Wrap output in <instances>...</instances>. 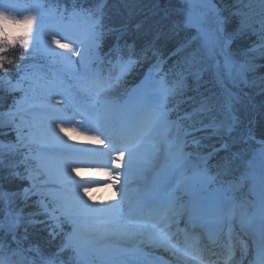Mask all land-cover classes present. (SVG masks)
I'll return each instance as SVG.
<instances>
[{
	"label": "snow or ice",
	"instance_id": "1",
	"mask_svg": "<svg viewBox=\"0 0 264 264\" xmlns=\"http://www.w3.org/2000/svg\"><path fill=\"white\" fill-rule=\"evenodd\" d=\"M205 3L210 7L194 15L193 0H185L187 7L179 14L164 0H148L147 3L145 0H90L87 7L74 2L71 9L61 8L58 0L55 4L52 0H34L32 3L29 0H0V20L26 25L15 34L0 26V85L5 86V91L23 92L25 97L28 91H34L28 62L37 54L51 61L67 59L73 65L79 62L84 67L80 80L98 85L95 92L87 87L74 92L71 107L63 109V119L59 115L61 105H69L63 97L54 104H32L26 112L18 111L19 100H14L9 107L8 113H17V116L4 126L15 130L16 141L0 144V170H7L6 176L0 174V181L26 184L15 192L0 187V205H3L0 208V215H3L0 220V264H94V258L99 255L98 230L84 231L83 222L101 209H114L108 202L99 207L91 203L93 186L99 189L104 182L110 183L117 188L112 199L118 202L126 197L124 189L130 183L127 180L129 170L136 167L142 172L153 160L162 158L168 173H177L185 168L192 155L186 151V137L192 132L211 129L215 136L222 129L224 135L231 136L237 128L241 129L243 142H257L260 147L250 171L238 180L228 182L229 188L222 189V202L219 206L213 205V209L221 218L234 217L239 211L244 235L254 244L258 238L259 258L252 264H264V64L257 63L264 60V0H258L259 12L251 4L245 11L234 5L228 9L217 8L214 0H205ZM75 17L87 21L84 30L66 27ZM185 30H194V33L169 48L173 38ZM246 37L251 43L239 53L233 51L232 44ZM17 49H22L23 54L13 76L9 66L13 65L14 58L10 54ZM73 56L76 61L71 60ZM140 61H147L150 66L133 92L151 83L155 102L146 107L122 109L120 118L102 114L101 105L110 91ZM105 62L119 72L113 74L110 70L105 76L102 71ZM165 65H168L167 71ZM208 67L216 69L217 82L227 79L236 89L226 94L221 105L226 120L219 124L215 121L205 124L203 119L212 111L209 98L201 92V74ZM25 82H28L27 89ZM181 104H188L190 111L172 120L171 114ZM41 113L48 116V127L37 126ZM129 116L131 119L127 118ZM89 118L95 120V126L89 124ZM184 121L189 123L185 125ZM38 135L48 142L49 151L62 158L61 171L55 178L47 170L36 171L33 167L35 156L31 146ZM257 135L261 137L259 141H256ZM78 140L90 141L99 147H77ZM148 142L152 143V151L145 154L144 145ZM229 149L228 141L222 140L219 147L213 146L206 157H201L205 167L197 166L192 175L182 177L184 190L191 197L189 205L178 204L175 197L164 199L155 191L145 193L141 199L147 211L137 213L136 230L114 235L126 240L147 236L151 247L175 258L172 264L182 261L190 264L187 259L189 232L187 227L179 228L180 219L185 214L190 216L193 211L207 210L202 200L207 184L230 173L236 154L222 157L216 165L215 175L210 174L207 162L220 152L228 153ZM109 153L112 154V168L95 166L87 169L102 180L81 183L73 178L80 171L75 164ZM5 160L8 161L6 164ZM247 182H251L248 194L237 199L234 193ZM53 184L58 186L53 189L50 187ZM228 192L233 195L229 196ZM32 196L39 197L35 201V210L24 216L23 209L17 210L14 202L19 198L27 204ZM20 227L24 228L22 237ZM209 239L233 260L235 245L231 229L223 245L219 244V236H209ZM191 249L200 250L198 244L191 245ZM246 250L247 244L242 251ZM66 254H69V260L64 259ZM102 264L144 262L140 252L128 253L125 249L108 256Z\"/></svg>",
	"mask_w": 264,
	"mask_h": 264
},
{
	"label": "rangeland",
	"instance_id": "2",
	"mask_svg": "<svg viewBox=\"0 0 264 264\" xmlns=\"http://www.w3.org/2000/svg\"><path fill=\"white\" fill-rule=\"evenodd\" d=\"M243 1L244 2L241 4V6H238L239 8L247 11L248 5L251 4L253 6V9L256 12H259L258 0H243ZM181 3H182L181 9L183 10L185 7H187V5L185 4V1L183 0L181 1ZM208 7L210 6H208L203 0L199 1L196 4H193V9L199 12L207 9ZM66 27L69 28L70 30L82 31L87 27V21L81 19L80 17H75L66 25ZM17 51H19V55L16 58H14L15 67L17 64L20 63L19 57L23 54L22 49H17ZM76 60L72 59V61H76ZM28 63L30 65L28 71L31 74L30 80L33 81L34 91H28L26 97L23 92L17 91L13 93L15 94L14 100L20 101L18 105V111L20 112H26L27 109L32 104L47 105L48 103L46 101H50L51 97H54L55 100L61 99L63 97L64 99L69 101V105H61V108L62 109H64L65 107L70 108L71 107V96L79 88L87 87L91 91L95 92L96 88L98 87V85L95 86L92 83L85 84L84 82L80 80V74L84 71V67L79 62L73 65L67 59L61 60V61H51L47 57L37 54L35 58L29 61ZM110 66L111 65H107L108 72L110 70L114 71L113 74H117L119 72V69H112ZM212 70H213L216 83L221 87L225 95L227 94L229 90L236 91L231 81L227 79H225L222 83L217 82L216 69L212 67ZM102 71L105 72L104 70ZM12 72H13V76H15V69H13ZM44 77H47L48 79ZM158 78L159 77L157 76V79ZM13 83H15V79H13ZM0 87L5 88L4 85H0ZM24 87L26 89L28 88V82H25ZM134 89H137V87L130 85L125 80V76H124L120 80L119 84L110 91L107 100L101 105V113L104 115H107L108 117L115 116L118 113V108H119V107L117 108V105H119L124 99L130 98L136 92V91L133 92ZM143 96H145L143 98L144 99L143 101L145 104L151 105L155 102L154 97H153V85L152 84L145 85L141 89V96L139 98ZM139 101L140 99H137V102ZM135 104L136 103H132L130 107L134 108ZM16 116H17V113H8V110L4 112H0V127L5 128L6 132L8 130H14L13 128L7 127L4 125L7 124L8 121L12 120ZM28 118L31 119V116L29 115ZM172 120H176V119H172ZM45 124H49L48 116L41 113V115L37 119V126L41 127L42 125H45ZM43 142L48 143L45 139L41 141L39 138L36 137V143H33L31 146L33 150V154L35 156V159L32 162L33 167L34 169H37L39 171L41 169L47 170L51 174V176L55 178L61 171L62 161H57V163H54L53 159L48 154H45L41 150V146H43V147H47L46 150L49 151L48 145L42 144ZM91 147L95 148L96 145L91 144ZM259 147H260L259 143L252 142V146L247 152L239 153L240 154L239 157L241 158V161L245 165V174H247L250 171L251 162L253 161L254 155L258 152ZM151 151H152V143L148 142L144 145V153L148 154V153H151ZM107 156L109 157V159L110 158L112 159L111 153H109ZM161 157H162V154H161ZM111 159L106 160L104 166H109L108 168H112V164L110 163ZM74 166H76V164ZM164 168L165 166L161 158V159L153 160L152 164L150 166H146V168L142 172L140 169L136 167L129 170L128 175H127V180L130 181V183L126 184L125 189H124L125 192L127 190L131 191L140 186H146L150 184L149 189H154V191L158 193L160 197L164 199L175 197L176 202L178 204L189 205L191 197L184 190V185L181 183V179L184 175H188V176L192 175L196 167L193 168L192 171H189L187 169L188 167L186 164L184 169L175 173L173 176L172 174L170 175L169 173H167L166 176L165 175L161 176L159 174L160 173L159 171H161ZM115 171H123V169H116ZM240 177L241 176H239V178ZM73 178L81 181V183H87V182H91L95 180V179H89L87 177L85 178L82 176H74ZM162 181H164L166 184L164 183L165 185H162V187H159ZM37 183H39V179L37 180ZM104 183L108 185L111 189V193L106 199H104V197L101 194H95L97 192L95 191L96 189L95 186H93L90 191V195L92 196L91 203H93L94 205L98 207L101 205H104L105 202L110 203V200H112L113 198V193L117 191V188H113L110 185V183L108 182H104ZM244 185L245 184L240 186V188L243 187ZM57 186L58 185L53 184L50 187L54 189ZM250 187H251V182H250ZM228 188H229V184L228 186H225V185L222 186L217 181L212 184H207L202 200L205 198L211 197L214 201H216V204L219 205L224 198V193L222 189L226 190ZM236 193L237 192H235L234 195L236 196L237 199H240L241 197L240 198L237 197ZM228 195L231 196L233 195V193L228 192ZM121 212L123 213V211H121V209L119 208L113 211H110L107 209H101L96 214L90 216L83 222V228L84 229H89V228L97 229L98 230L97 239H100L101 237H104L108 233L105 224L108 222L109 215L114 216L113 218L114 220L127 221V219L121 215ZM237 216H241L239 211H237L234 217L233 216L230 217V220L232 222H235L234 225L238 223V221L236 220L237 218H235ZM0 220H3V215L0 216ZM238 242L241 243V240L238 239ZM243 245L244 243L240 244L239 247L241 248V246ZM104 259L100 255H98L97 257L94 258V264H102V261Z\"/></svg>",
	"mask_w": 264,
	"mask_h": 264
},
{
	"label": "trees",
	"instance_id": "3",
	"mask_svg": "<svg viewBox=\"0 0 264 264\" xmlns=\"http://www.w3.org/2000/svg\"><path fill=\"white\" fill-rule=\"evenodd\" d=\"M56 2L57 0H52L53 4H55ZM58 2L60 4V7L62 8H64L65 6L71 8L74 2L77 3L78 6L87 7L89 5L90 0H58ZM147 2L148 0H145V3ZM243 2H244L243 0H214L216 7L220 9H228L231 8L233 5L238 7L241 6ZM164 3L170 4L172 7H174L177 14L182 12L181 0H164ZM232 10L234 11L235 8H232ZM233 25H234V21L229 24L228 26L229 30H231ZM193 33L194 32L192 30H185L179 32V34L176 35L173 38V40L169 43L168 47L169 48L175 47L176 45L190 38L193 35ZM252 39H255V37H252ZM250 43L251 40L248 39L247 37L237 40L232 44V50L239 53L240 50L248 46ZM10 55L13 58H16L19 55V51L16 50L14 53H11ZM257 63L264 64V60H258ZM14 65L15 63H13V65H10L12 70L15 67ZM149 66H150L149 62L140 61L138 65L132 71L128 72V74L126 75V78L128 79V83L129 84L137 83L148 71ZM167 68L168 65H165V71H167ZM168 79L169 81H171L172 76L169 75ZM201 85H202L201 92L205 97L209 98L210 104L212 105V111L207 113L203 118L204 123L207 124L212 121H215L217 124H219L221 122H224L226 120V116L221 105L224 103L226 96L223 93V91L220 89V87L216 84L211 67L206 68L202 72ZM245 91H248V89H245ZM14 98H15V94L9 93L5 91L3 87H0V112L7 111L9 107L13 104ZM185 111H190V106L188 104H181L179 109L177 110V114L183 115ZM183 123L187 125L189 122L184 121ZM198 126L199 125H197V127ZM5 130H6L5 128L0 127V144L14 143L16 141L15 131L8 130L6 132ZM240 134H241L240 128H237L231 134V136L224 135L222 129L221 132L215 136L212 135L211 129H206L201 132H192L189 136H187V142H188L187 151L192 153L190 157L192 160H197L198 158L206 157L207 153L212 151L213 146L219 147L222 140L226 139L230 145V149L228 153L220 152L215 158L207 162V167L210 169V173L215 175V173L218 170L216 165L220 161V159L225 155L231 156L233 153H235L236 155L230 165V173L228 175L217 177V179L226 180L229 177H233V176L237 177L238 174L242 172L244 167V163L241 161V158L239 157L240 155L239 153L247 152L252 145L251 142L248 143L243 142V140L240 138ZM257 138L261 139L259 135H257ZM194 141H199V143L198 144L194 143ZM7 162L8 161L5 160V164ZM35 170L39 171L37 169ZM21 171H23V169H21ZM0 174L6 176L7 170L6 169L0 170ZM22 184H26V182H20V181L8 182L6 180L0 181V187H2L4 191H11V192L17 191L18 188L22 186ZM37 199H39V197L32 196L28 201V203L25 204L21 199L17 198L13 206L17 210L23 209V215L27 216L29 213L35 210V201ZM0 208H3V205H0ZM23 234H24V228L20 227L19 235L22 237ZM9 239L11 238L9 237ZM64 259L69 260V254H66Z\"/></svg>",
	"mask_w": 264,
	"mask_h": 264
},
{
	"label": "bare ground",
	"instance_id": "4",
	"mask_svg": "<svg viewBox=\"0 0 264 264\" xmlns=\"http://www.w3.org/2000/svg\"><path fill=\"white\" fill-rule=\"evenodd\" d=\"M48 104H54L55 102L53 101H46ZM49 124L42 125L41 127H48ZM37 138H39L41 141L44 140V137L42 135H38ZM42 144H48L46 142H43ZM76 146L77 147H83V148H88V149H96L99 146H96L95 148L91 147V142L90 141H85V140H78L76 141ZM111 159V158H110ZM107 155H102L96 158H85L84 161H89V160H96V161H103L101 163H97L96 161L93 162L91 165L88 167H80L79 171V176H85L89 179H95V180H102V178L96 177L93 172L88 171L87 169L89 167H95V166H101V167H109V166H104L103 163H105L106 160H110ZM111 163V161H110ZM164 175H167L168 169L165 167L163 171H161ZM164 183L161 182V185L159 187H162ZM150 185V184H149ZM149 185L146 186H140L136 189L133 190H127L126 191V197L119 199V201L115 200H110V203L114 210H117V208L121 209L123 211V215L127 216V221H122V220H114V216L109 215L108 222L105 224L107 228V235L104 237H101L100 239L96 240V245L97 249L99 252V255L104 259L107 258L108 256H111L114 253L127 250L128 253H135V252H140V259L143 260L144 264H172V262L175 260L174 257H172L170 254L163 252L161 249H156L151 247L148 244V238L147 236H140L137 237L134 240H126L123 239L117 235H114L116 233H127V232H132L136 230V225L134 223L135 217L140 210L145 211L144 205L145 203L142 201L141 197L148 192L154 191V189H149ZM160 189V188H159ZM152 190V191H151ZM97 191L95 194H101L104 199H106L109 194L111 193V189L108 185L104 183L103 187H100L99 189H95ZM158 194V193H157ZM159 195V194H158ZM97 203V202H96ZM213 205H216V201H214L212 198H208V201L206 202V207H212ZM217 206V205H216ZM116 207V208H115ZM198 213H194V211L191 213V217L194 216H204L207 217V219H212L213 220H220L221 217L216 215L215 211L211 210L206 211L204 215H200L199 211H195ZM211 214V215H210ZM210 215V216H209ZM238 222L240 225H242V218H238ZM245 226H247L245 224ZM88 229H84V231H87ZM180 238H182L180 236ZM250 240V238L248 237ZM258 239V238H257ZM252 245V244H251ZM256 246L258 247V240ZM220 255H223L224 253L220 250H218ZM240 254L236 258L234 257L233 260H230L231 263H228V261L224 264H246L247 261L249 262L250 259H245L244 257V252L241 250L239 251ZM243 253V256H242ZM254 255H259V250L254 249L253 256ZM251 258V256L249 257ZM259 258V257H258ZM188 261L190 264H201L198 262L196 259L188 258ZM183 264V261L181 262Z\"/></svg>",
	"mask_w": 264,
	"mask_h": 264
},
{
	"label": "clouds",
	"instance_id": "5",
	"mask_svg": "<svg viewBox=\"0 0 264 264\" xmlns=\"http://www.w3.org/2000/svg\"><path fill=\"white\" fill-rule=\"evenodd\" d=\"M0 26H2L5 31L12 34H15L26 27V25L11 24L3 20H0Z\"/></svg>",
	"mask_w": 264,
	"mask_h": 264
},
{
	"label": "water",
	"instance_id": "6",
	"mask_svg": "<svg viewBox=\"0 0 264 264\" xmlns=\"http://www.w3.org/2000/svg\"><path fill=\"white\" fill-rule=\"evenodd\" d=\"M193 1H194V0H193ZM193 14H194V15H199L200 12L196 13V12L193 11ZM258 141H259V140H258Z\"/></svg>",
	"mask_w": 264,
	"mask_h": 264
}]
</instances>
